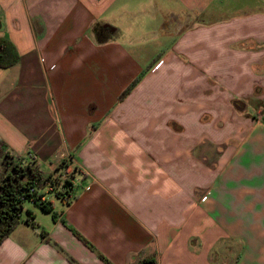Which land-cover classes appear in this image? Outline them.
Wrapping results in <instances>:
<instances>
[{"label":"crops","instance_id":"1","mask_svg":"<svg viewBox=\"0 0 264 264\" xmlns=\"http://www.w3.org/2000/svg\"><path fill=\"white\" fill-rule=\"evenodd\" d=\"M0 37L6 150L74 170L0 264H264V0H0Z\"/></svg>","mask_w":264,"mask_h":264},{"label":"trees","instance_id":"2","mask_svg":"<svg viewBox=\"0 0 264 264\" xmlns=\"http://www.w3.org/2000/svg\"><path fill=\"white\" fill-rule=\"evenodd\" d=\"M18 59L19 55L14 44L7 38L0 37V68L11 67L17 63ZM61 176L62 174L45 176L33 160L30 162L15 160L0 139V243L22 221L21 216L25 203L32 204L42 212L50 214L54 220L57 218L51 202L43 199L45 194L41 190L47 187L49 191H54L57 198L68 197L72 187L71 178L61 180ZM25 213V222L36 227L32 212L25 210ZM74 235L85 246L92 248L79 234L74 232ZM98 257L105 264H109L102 255ZM67 260L77 264L69 257ZM134 264H156V262L152 256H149L138 259Z\"/></svg>","mask_w":264,"mask_h":264},{"label":"rangeland","instance_id":"3","mask_svg":"<svg viewBox=\"0 0 264 264\" xmlns=\"http://www.w3.org/2000/svg\"><path fill=\"white\" fill-rule=\"evenodd\" d=\"M18 159H20L21 161H23V162H30L31 161V159H27V158H16L15 160H18ZM44 175H46V174H44ZM73 172L71 173L70 172V174L69 175H65V174H62V179L61 180H64V179H66V178H68V179H70V178H72L73 176ZM42 190H44L46 193H45V195L46 196H48L49 198H52L53 200H55V201H58V199H57V196L55 195V193H54V191H48V189H47V187H45V188H42ZM47 190V191H46ZM60 191H62V190H60Z\"/></svg>","mask_w":264,"mask_h":264},{"label":"built area","instance_id":"4","mask_svg":"<svg viewBox=\"0 0 264 264\" xmlns=\"http://www.w3.org/2000/svg\"><path fill=\"white\" fill-rule=\"evenodd\" d=\"M63 161L66 163V167L68 166V164L67 163H69V158H64L63 159ZM66 167H65V169H66ZM74 171V170H73ZM73 171H68V172H64L66 175H69L70 174V172L72 173Z\"/></svg>","mask_w":264,"mask_h":264}]
</instances>
